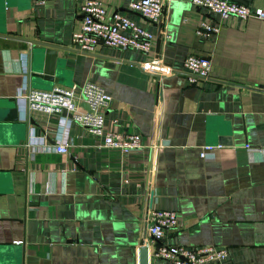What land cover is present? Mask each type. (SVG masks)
I'll list each match as a JSON object with an SVG mask.
<instances>
[{
    "label": "crops",
    "instance_id": "1",
    "mask_svg": "<svg viewBox=\"0 0 264 264\" xmlns=\"http://www.w3.org/2000/svg\"><path fill=\"white\" fill-rule=\"evenodd\" d=\"M82 1L0 0V264H138L142 239L215 245L228 250L222 264H264V19L212 17L218 32L202 36L198 25L212 19L191 0H164L158 22L129 0H102L107 16L123 13L153 34L150 57L176 71L156 80L136 49L71 45ZM238 1L264 10V0ZM45 47L61 75L51 86L29 77L32 89L94 82L112 96L109 130L166 144L123 156L72 123L67 152L54 150L56 121L34 111L23 120L16 102L20 54L31 72ZM189 55L210 60L207 78L189 80ZM32 131L45 147H28ZM204 145L213 156H199ZM151 209L178 218L160 240L145 229Z\"/></svg>",
    "mask_w": 264,
    "mask_h": 264
},
{
    "label": "built area",
    "instance_id": "2",
    "mask_svg": "<svg viewBox=\"0 0 264 264\" xmlns=\"http://www.w3.org/2000/svg\"><path fill=\"white\" fill-rule=\"evenodd\" d=\"M43 1V0H39ZM191 3L211 18L202 20L196 33L209 36L217 33L219 22L212 17L221 19L234 16L240 19L255 17L264 19V10L251 7L238 0H191ZM164 0H129L127 8L140 13L152 22H158L162 16ZM81 25L79 30L72 33L71 45L84 53L93 52L95 46L104 45L116 49H136L149 55L153 34L137 25L125 14L114 12L107 16L102 0H83L80 5ZM142 68L153 75L156 80L166 75H173L175 70L164 66L157 56H148L141 64ZM189 80L208 77L210 60L205 57L189 55L183 61ZM20 69L22 81L16 91V102L21 110V118L27 119L29 111L45 113L49 119H54L55 145L53 149L60 153L67 152L68 132L72 123L78 124L88 133L100 139V146L104 149L117 150L127 156L137 149L149 148L151 152L159 151L166 143L158 142L146 144L137 132H116L109 130L105 124V112L111 105L112 96L98 84L87 81L81 87L56 86L49 90L32 89L29 85L28 56L26 52L20 54ZM87 105V108L82 106ZM65 111V114H63ZM44 136H37L32 131L29 136L28 147L42 145L45 147ZM248 148V144L245 145ZM213 146L201 147L199 156L209 158L213 156ZM151 158L146 162L149 167ZM147 167V168H148ZM127 177L124 182H127ZM178 226V218L173 210L151 209L146 213L145 229L154 239L160 240L169 230ZM149 248V259L156 258L162 264H222L228 255V250L215 245L179 246L159 244Z\"/></svg>",
    "mask_w": 264,
    "mask_h": 264
},
{
    "label": "water",
    "instance_id": "3",
    "mask_svg": "<svg viewBox=\"0 0 264 264\" xmlns=\"http://www.w3.org/2000/svg\"><path fill=\"white\" fill-rule=\"evenodd\" d=\"M60 63L61 60L56 58L55 51L45 47L43 56L37 55L35 58L33 70L30 72L29 77L36 84L46 83L51 86L54 83H58V78L61 75ZM82 106L87 108L85 103H82ZM13 109L14 111L16 110L15 107ZM63 114H65V111H63ZM31 123L35 124L34 121H31ZM138 264H150L149 248L148 245L143 244V239L138 247Z\"/></svg>",
    "mask_w": 264,
    "mask_h": 264
}]
</instances>
